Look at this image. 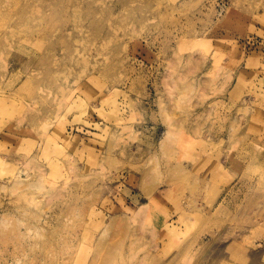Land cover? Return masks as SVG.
<instances>
[{"label": "rangeland", "instance_id": "obj_1", "mask_svg": "<svg viewBox=\"0 0 264 264\" xmlns=\"http://www.w3.org/2000/svg\"><path fill=\"white\" fill-rule=\"evenodd\" d=\"M5 1L0 264H264V0Z\"/></svg>", "mask_w": 264, "mask_h": 264}, {"label": "bare ground", "instance_id": "obj_2", "mask_svg": "<svg viewBox=\"0 0 264 264\" xmlns=\"http://www.w3.org/2000/svg\"><path fill=\"white\" fill-rule=\"evenodd\" d=\"M6 1L0 0V55L3 53L4 50H7V48L16 43L22 37V34L26 33L27 30L25 27L19 23L18 26L16 24V19L21 16V14H10V10H6ZM126 11V10H125ZM128 11V10H127ZM126 11V12H127ZM125 12V13H126ZM129 16V15H128ZM130 17V16H129ZM129 21V20H128ZM133 21V20H132ZM16 24V25H15ZM14 25V26H13ZM30 44H33V40H29ZM13 49V48H12ZM16 49V48H15ZM13 55H15L14 51H11L9 53V59L12 60ZM19 56V55H17ZM15 56V57H17ZM1 57V56H0ZM32 57V56H31ZM20 59V57H18ZM33 58V57H32ZM28 59V58H27ZM26 60V59H25ZM4 61V60H3ZM6 61V60H5ZM17 61V60H16ZM8 62V61H7ZM9 63V62H8ZM24 63V62H23ZM27 63V62H26ZM25 63V64H26ZM32 63V62H31ZM7 64V63H6ZM9 65V64H8ZM30 65V64H29ZM22 66V64L20 65ZM19 66V67H20ZM5 67V66H4ZM11 67V66H10ZM24 67V66H23ZM28 67V66H27ZM8 69V68H7ZM14 69V67H13ZM17 69V68H16ZM27 69V68H26ZM23 70H25L23 68ZM13 74V73H12ZM27 93L30 92V90H27L25 88H22ZM36 130V129H35Z\"/></svg>", "mask_w": 264, "mask_h": 264}]
</instances>
